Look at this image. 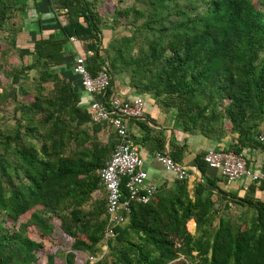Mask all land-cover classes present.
<instances>
[{
  "label": "trees",
  "instance_id": "16d2710c",
  "mask_svg": "<svg viewBox=\"0 0 264 264\" xmlns=\"http://www.w3.org/2000/svg\"><path fill=\"white\" fill-rule=\"evenodd\" d=\"M47 1L49 9L52 8L51 3L66 8L64 17L56 20H63L58 22L60 33H49L46 37L35 39L31 50L33 60L14 72L13 78L16 82L19 75H24L25 69H35L41 81L50 80L56 86L55 96L46 103L54 108V112L47 113L46 119L53 120L52 125L59 137L49 141L51 152L45 144L37 149L51 155L52 158L46 160L39 158L36 149L31 146L17 150L24 165L22 175L27 183L21 182L9 192L0 185V210L17 218L36 204L54 211L66 199V204L62 206L68 212L60 219L58 227L72 239L71 250L92 253L102 238L106 222L104 191L95 171L107 157L101 149H88L82 153L83 157L78 158L58 156L55 152L63 137L58 124L60 113L90 120L77 86L67 78L61 80L63 76L51 69V66L61 64L66 55L73 53L72 47L64 48V44L70 45L69 37L76 39L81 50H93L87 69L94 74L104 63L111 75L110 85L115 82L114 73L130 68V72L138 76H131L128 85L135 92L150 91L149 94L161 98L165 92L174 90L175 96L182 101L177 106L175 119L183 131L188 129V122L191 127L194 126L203 109L211 105L213 97H226L229 100L231 127L238 133L239 146L233 151H240L241 147H254L256 140H253L250 131L264 119V18L251 0H204L202 14L188 15L180 11L183 15L167 24L164 23L166 18L158 16L159 11L153 8L142 22V28L149 30L151 36L137 53L129 56L125 48L118 46L115 54L107 60L102 59L98 50L101 19L92 7L93 0ZM156 2L161 4L163 0ZM13 4V0H0V30ZM157 22L159 26H155ZM118 60L120 64H117ZM203 100L205 103L199 107ZM207 117L205 126H198L203 133H209L211 129ZM92 124L94 129L102 126L112 134L107 144L112 151L115 134L109 123L103 120ZM137 124L140 128L146 127L141 120ZM53 134L54 130H51L48 138L51 139ZM17 135L18 131L15 137ZM180 149L181 146H174L169 151L171 158L177 162ZM203 153L195 155L193 164L201 180L195 182L191 196L186 190L187 178H175L176 189L173 192L162 195L155 191L149 202L131 203L127 222L114 227V238L118 243L117 263L170 264L180 258L185 264H264V200L254 196L255 190H264V179L250 182L245 188L239 185L238 188L246 190L243 196L225 191L216 183L220 178L205 175L206 169H213L206 166ZM2 165L3 160L0 159V176L4 175ZM98 188L102 192L101 205L93 212L81 211L78 207ZM212 194L224 199L225 207L235 203L252 208L255 213L243 229L234 227L223 218L213 226ZM191 217L198 229L195 236L185 228L186 221ZM49 219L33 211L15 230L8 232L3 229L0 232V264L34 263L35 251L41 243L25 235L24 229L33 225L40 235L49 236L52 230ZM187 225L192 226L189 221ZM75 227L83 237L76 234ZM128 230L137 234V241L128 238ZM192 251L196 255L193 263L184 258L192 257ZM67 257L65 264H74L73 255L68 254Z\"/></svg>",
  "mask_w": 264,
  "mask_h": 264
},
{
  "label": "rangeland",
  "instance_id": "374dc122",
  "mask_svg": "<svg viewBox=\"0 0 264 264\" xmlns=\"http://www.w3.org/2000/svg\"><path fill=\"white\" fill-rule=\"evenodd\" d=\"M252 3L261 10L264 18V0H251ZM14 4L8 19L5 21L2 30H0V159L3 160L4 175L0 176V185L9 192L15 189L19 183H27L23 177V163L17 155V150L22 147L31 146L36 149V154L42 160L52 158L48 152H51L52 146H49V141L59 137L58 131L52 125V119H46L47 113H53L54 108L46 105L47 100L52 99L56 94V86L52 81H41L37 76L35 69L23 71L24 75H19L17 81H14L13 73L29 63L25 53L27 52L21 44L20 49L17 47L16 38L20 32L26 30L28 23L32 17V8L35 0H13ZM31 6V7H29ZM93 9L98 13L101 19L100 28V45L99 54L104 58H109L114 53L116 47L125 48L126 54L134 56L138 49L144 45L147 38L151 36V32L142 28V22L145 17L150 14L151 9L158 12V16L166 18L165 24L171 20L180 17V11L186 12L188 15L202 14L205 10L204 0H163L158 4L156 0H93ZM27 23V24H26ZM31 25V24H30ZM159 22L155 26H159ZM30 30V29H29ZM126 37L130 38L126 41ZM166 55V53H164ZM106 56V57H105ZM67 62V63H66ZM68 66L69 60L66 61ZM120 64V61H117ZM135 77V73L130 72V68L113 74V80L118 86L129 85L130 77ZM138 77V76H136ZM65 81V77H61ZM151 93L143 92L142 94ZM161 102L168 104L172 110L173 124L176 125V130L186 133L184 139L193 135L198 140H208L215 143L216 148H227L233 150L239 146L237 137L238 133L231 127L229 120V100L224 96H215L212 99L210 106L203 109L199 119L191 127L188 122V129L183 131L179 122L175 119L178 104L182 101L175 96L174 90H169L164 93ZM205 103L203 100L199 107ZM34 104V105H32ZM30 106L25 109L23 106ZM210 112V114H209ZM59 123L62 131V142L57 144L55 152L59 156L68 157H83L82 153L88 149H101L105 152V158L110 154V148L107 145L112 139V134L104 127H97L87 118L77 119L71 118L65 112L60 113ZM207 117L210 121L209 133H203L198 127L199 124L205 126ZM54 130L52 138H48V134ZM18 131L17 137L15 133ZM180 134V133H178ZM253 136L254 147H241L249 158L252 168L264 174V145L258 141V135L264 134V119L258 123V126L250 131ZM188 135V137H187ZM179 136V135H178ZM83 140V141H81ZM46 146L47 153H41L37 149L40 145ZM143 146L140 145V154L143 151ZM204 150V149H203ZM200 151V153L203 152ZM107 151V152H106ZM186 180V190L191 196L195 182L200 179V173L197 169H192ZM97 174V170L95 171ZM164 182L158 184L156 192L165 195L173 192L175 187V179L167 173ZM238 196H243V190H235ZM255 198H258L255 196ZM261 200L264 197L261 196ZM214 206L212 212V225L215 226L220 218L227 219L234 227L243 229L255 210L246 206H240L235 203H229L224 206L225 200L211 195ZM102 202V192L98 188L90 193L87 200L78 208L81 211H94ZM62 204H66V199H63L56 210H45L41 205L36 204L28 209L25 213L13 218L12 215L0 210V232L3 229L15 230L21 222H25L29 215L34 212L41 213L50 217L49 221L52 230L49 236L40 235L39 231L33 226L25 227L24 234L36 242H40L41 246L35 251L36 261L32 264H65V259L68 254L73 255L74 264H119L116 262V250L118 243L115 241V234L112 238L105 240L100 238L96 244V249L89 253L87 251L71 250L69 248L72 239L63 233L58 225L61 218L67 215L68 209ZM162 223L165 222L162 217ZM188 221L191 223L189 227ZM186 230L197 235L198 229L195 227L193 218H189L185 223ZM75 232L78 236L83 237L82 232L75 227ZM128 238L132 241H137V234L128 230ZM192 257H184L186 261L191 263L196 261L195 252H191ZM134 264V263H133ZM169 264V263H168ZM170 264H185L180 258L172 260Z\"/></svg>",
  "mask_w": 264,
  "mask_h": 264
},
{
  "label": "built area",
  "instance_id": "2783aa9c",
  "mask_svg": "<svg viewBox=\"0 0 264 264\" xmlns=\"http://www.w3.org/2000/svg\"><path fill=\"white\" fill-rule=\"evenodd\" d=\"M65 13L66 8L61 7L56 16L60 18ZM69 42L75 46L70 72L76 86L87 96L84 106L89 119L92 122L106 120L115 134L112 151L97 170L104 191L106 218L102 238L108 240L114 236L115 226L127 222L131 203H147L156 191V185L148 181L150 171L127 127L129 120L143 119L145 104L139 96L122 98L113 93L111 75L104 63L94 74L87 69L93 50H81L73 36L69 37ZM258 141L264 145V134L258 135ZM202 159L208 168L216 170L227 182L242 183V187L264 179V174L247 162L244 150L207 148ZM152 160L176 179L189 177L191 168L173 160L166 150H156Z\"/></svg>",
  "mask_w": 264,
  "mask_h": 264
},
{
  "label": "crops",
  "instance_id": "0c3cea01",
  "mask_svg": "<svg viewBox=\"0 0 264 264\" xmlns=\"http://www.w3.org/2000/svg\"><path fill=\"white\" fill-rule=\"evenodd\" d=\"M34 3H35L34 7L32 8L31 11H32V17L33 16L35 17L30 18L28 20L29 21L28 23H30L31 25L29 24V26L26 27V30L20 32L16 38L17 47L20 49L21 47L20 45L22 44L23 48H26L25 50L27 52L25 53V56L27 59L29 58L28 60L29 62L33 60V56L31 54L33 41L35 39H38L39 37H46L49 33L59 34L60 29L58 22L63 21V20L58 22L56 21L57 19H59L56 16V13L58 9L61 8L58 7L57 4L51 3L53 9L52 8L49 9L47 0H35ZM61 17H64V15ZM65 47L66 48L72 47L74 53L75 46H73L71 43L70 45L64 44V48ZM73 53L66 55L63 58L61 64L51 66V69L58 72L63 77L67 78L69 81L72 82V85L76 86L75 79L70 72ZM102 59H104V57H102ZM68 60H69V64L67 66L66 61ZM76 89H79L78 86ZM111 89L113 93L119 95L122 98L136 95L142 98L144 101L145 104L144 116L141 121H143L146 124V127L140 128L137 124L138 120H129L127 127L135 143L138 145L139 154H140V145L144 147L140 155L144 159L145 165L150 171L149 172L150 177L148 181L154 183L156 187H158L159 183L165 181L164 178H166L167 173H169L152 160V154L156 150H160V151L166 150L169 153V151L172 148H174V146H178V147L181 146L180 149L181 153L179 157L180 159L178 160V162L190 167L191 169H189V171L193 172L192 169L193 168L196 169L193 164L195 155L200 153V151L203 149H204L203 151H205L207 148H216L214 147L216 146L215 143H211L212 141H208L206 139L198 140L193 135L189 137L187 135L188 138L184 139L186 133L176 130V125L173 124L172 110H170L167 105L163 104V102H161L154 95L149 93L142 94L139 91L135 92L134 88L128 85L118 86L116 82L113 83ZM79 93H80V100L85 104L87 96L84 93H82V91H80ZM160 145H162L161 148L159 147ZM253 169L257 170L256 168ZM205 175H207L208 177L220 178V180L216 181V183L221 189L225 191L235 192V190L242 189V188H238L239 185L242 186V183L225 182V180L219 176L216 170L206 169ZM242 190L243 192L246 193V190L244 189ZM236 194L238 193L236 192ZM254 196L259 197V199L261 200L262 199L261 196L264 197V190H255Z\"/></svg>",
  "mask_w": 264,
  "mask_h": 264
},
{
  "label": "water",
  "instance_id": "95a60500",
  "mask_svg": "<svg viewBox=\"0 0 264 264\" xmlns=\"http://www.w3.org/2000/svg\"><path fill=\"white\" fill-rule=\"evenodd\" d=\"M194 167V166H193Z\"/></svg>",
  "mask_w": 264,
  "mask_h": 264
}]
</instances>
